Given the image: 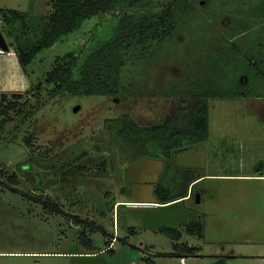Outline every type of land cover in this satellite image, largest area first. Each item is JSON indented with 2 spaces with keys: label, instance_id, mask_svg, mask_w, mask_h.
I'll return each mask as SVG.
<instances>
[{
  "label": "rangeland",
  "instance_id": "374dc122",
  "mask_svg": "<svg viewBox=\"0 0 264 264\" xmlns=\"http://www.w3.org/2000/svg\"><path fill=\"white\" fill-rule=\"evenodd\" d=\"M171 1L175 0L146 2L138 15L160 14L162 5ZM127 6L122 1L87 19L27 67L15 51L22 24H6L1 17L10 50L0 52V105L21 95L24 106L22 111L11 110L13 119L0 139V180L31 198L0 186V264H150L147 258L154 264H264V177H254L264 173V104L261 118L235 98L212 97L209 139L186 142L188 148L174 152L170 167L164 158H136L126 142L116 139L118 120L124 115L139 125L163 120L178 104L172 89L185 92L192 79L206 71L203 61L196 60L199 56L207 65L217 60L225 66L228 74L221 76V84L241 72L236 70L239 64H224V52L214 54V42L224 38L226 49L232 51L241 35L229 37L224 27L239 13L264 18V0H195L196 13L187 15L182 25L185 35L179 28L170 40L155 39L146 48L137 44L124 56L118 94L51 96L46 78L57 58L76 53L77 73L90 52L112 39L120 14L131 7ZM0 8L27 11L30 17H46L54 10L51 0H0ZM36 20L29 31L33 38L45 19ZM220 20L226 24L219 28ZM260 26L257 22L246 34L258 52L246 47L242 55L264 53ZM248 72V78L262 83L251 91L264 96V60ZM38 83L40 90L35 88ZM181 164L197 166L201 174L211 176L195 182L187 201L140 203L160 200L157 183L164 172L180 177L176 167ZM75 215L103 225L109 236L89 232L95 247L88 249L80 240L84 226L75 222ZM197 223L204 228L203 236L185 233L182 241L200 246L198 255H157L176 251L170 228H197Z\"/></svg>",
  "mask_w": 264,
  "mask_h": 264
},
{
  "label": "trees",
  "instance_id": "16d2710c",
  "mask_svg": "<svg viewBox=\"0 0 264 264\" xmlns=\"http://www.w3.org/2000/svg\"><path fill=\"white\" fill-rule=\"evenodd\" d=\"M53 3V12L46 17H30L27 11L17 9L0 8V13L6 24L19 21L22 24V33L16 36L15 51L18 54L19 61L24 67L29 66L38 54L52 46L65 36L75 32L82 24L93 16L108 12L116 8L122 1L129 7V11H123L120 14L115 33L111 40L102 44L96 50L90 52L82 64L78 67L76 73V64L79 61L78 56L74 52L65 54L62 58H57L56 66L48 73L46 81L52 88L49 93L51 96L57 94H73V95H111L118 94L121 89L120 73L121 68L125 64V58L129 55L135 45H142L146 48L152 40H170L175 34L182 29L185 35V30L182 28L187 15L196 13L195 0H175L164 3L161 7V13L156 15L144 16L138 15L141 7L151 0H51ZM136 6V7H134ZM125 10V9H124ZM254 14V13H252ZM44 18V23L41 25V30L35 33V37L29 35L33 22ZM220 19V17H219ZM218 19V21H219ZM237 16L231 17L229 23H224L226 26L223 30L232 36L238 28L234 27V20ZM222 20L218 22V27H223ZM241 26V30L245 31L246 27ZM219 27V28H220ZM240 30V31H241ZM230 31V32H229ZM241 31V32H242ZM239 34L236 33V35ZM184 38V37H183ZM224 47V55H229L235 52V46L232 51H228L225 46V40H220ZM164 43V42H163ZM185 43V41H183ZM188 45V43H186ZM191 44H189L190 46ZM236 45V44H235ZM191 47V46H190ZM201 47L202 43H201ZM135 48V47H134ZM133 48V49H134ZM242 49H237L238 56L241 59L244 71L254 69L260 66L264 60L259 54L258 57L242 55ZM258 52V51H257ZM204 49H201V54L204 55ZM233 54V53H232ZM198 61H205L204 57L200 56ZM213 65L211 62L208 65L210 74H203L200 78L192 79L193 83L185 92L172 89V93L178 96L177 106H172L165 114L163 120L152 125H139L130 115H124L118 120V128L116 131V139L126 142L133 150L136 158L149 156L152 158H164L166 167L172 166V156L177 150L185 147V143L194 144L204 142L209 138L210 126V99L212 97H235L240 93L235 91V87L230 85L229 88H223L221 85H216V80L222 79L217 75L216 68H210ZM208 72V73H209ZM249 73V72H248ZM199 76V77H198ZM217 76L214 80L211 77ZM213 80V81H212ZM37 90L42 88V83H38L35 87ZM176 88V87H174ZM188 94V95H182ZM14 102L5 101L0 105V139L6 124L13 119L11 110L18 108L22 111L21 106L24 103L20 102L21 95H13ZM20 106V107H19ZM180 172V177H173L168 180L170 174L164 172L162 180L157 183L156 194L160 198V203H168L179 200L187 196L189 185L194 180L199 179L202 174L194 169L176 167ZM0 168V175L3 173ZM15 183L16 177H9ZM0 186L9 188L14 192L21 194L23 197L31 198L28 193L19 191L9 183L0 180ZM36 200V199H34ZM40 201V200H38ZM41 202V201H40ZM49 205L47 202H43ZM56 209L55 206H50ZM75 222L82 224L84 229L80 233V240L88 249L93 250L94 244L91 233H102L109 236V231L103 225H99L93 221L82 219L75 215ZM197 223L196 225H198ZM168 229V227L166 228ZM136 233L135 228L129 229ZM169 230V229H168ZM172 230V239L178 241L182 237V233L177 228ZM188 232L196 233L203 236L204 228L201 224L197 228L193 225H188ZM125 244H129L128 240L121 238ZM135 247L134 245H132ZM176 251L159 252V256H196L199 254L200 247L191 246L186 242L174 243ZM112 252V249H108ZM150 264L155 261L152 258H147Z\"/></svg>",
  "mask_w": 264,
  "mask_h": 264
},
{
  "label": "crops",
  "instance_id": "0c3cea01",
  "mask_svg": "<svg viewBox=\"0 0 264 264\" xmlns=\"http://www.w3.org/2000/svg\"><path fill=\"white\" fill-rule=\"evenodd\" d=\"M241 14L242 13L236 14L238 19H235L234 20V27L238 28V30H236V33L239 32V34H237V35H241L239 37V43H236V45H235V50L236 51L235 52H232L233 54L230 53V55L225 56L222 53V52H224V47L221 45V42L220 41H215L214 42V44L216 45L215 50H214L215 51L214 54L216 53L215 54L216 56L218 55V53L223 54L224 64L226 62L228 63V65L239 64V67L236 68V70L241 69V72H236L235 74H233V79L227 80L226 82H223V84H221V80L220 79L219 80H216L215 83H217L216 85H221L223 88H229V86L232 85L231 82H233V86L235 87V91H238L240 94L238 96H235V97H227V98H235V100H239V101H236V102H238V104L241 103L244 107H247L248 109H249V107L253 108L254 109V112H257L258 116L261 117L262 116V114H261L262 113V110H261L260 106H262L264 104V96H257L256 95V92H254V91L252 92L251 91L252 89H250V87L253 86L254 84H257L258 83L259 85H261L262 83H260L259 81H254L255 77H253V76H252V79H250V77L248 78V76L246 74H248L250 76H251V74L248 73L247 71H244L243 70L242 62H241L240 57L238 56L237 49H239V48L242 49V48L250 47V50H252V52L257 53L256 52V49L254 47V44H253L254 41L251 39L250 36L247 38L246 37V34L249 33L250 31H253L255 29V26H256V23L257 22H262V26H260V27L262 29H264V18L263 17H260V16H258V19L256 17L254 18V14H248V15H246V14L241 15ZM1 17H2V15L0 13V24H1ZM254 20H256L257 22L255 23ZM244 24H245L244 27H246V29H245V31H242L240 28ZM0 29H1V27H0ZM3 34H4V32H3ZM4 36H5V34H4ZM241 37H244L245 39L241 40ZM5 38H6V36H5ZM6 40H7L8 44H9V41H8L7 38H6ZM255 42H256V40H255ZM258 43L261 44L260 40L258 41ZM261 45H262V47L264 46L263 43ZM0 52H2L1 48H0ZM7 53H9V52H7ZM259 56L261 58H264V53H260ZM199 58H200V56H199ZM230 58L233 60V62L230 60ZM203 63L205 64V66L203 68H205L206 71L200 72V76H203V74H208L209 75L210 72H209V68H208V65H207V60L203 61ZM212 65L214 66V68H216V71H217V75L218 76H222L225 73L228 74V71L227 72L224 71L225 70V66L220 65L217 62V60H216V63L215 64H212ZM213 66L210 67V68H213ZM218 70H219V72H218ZM250 81H252L251 84H250ZM210 103H211V101H210ZM187 148H188V146L185 145V147L183 148V150L184 149H187ZM183 150L182 149L181 150H178V152H181ZM186 165H188V164H185L184 166H183V164H181L180 166L182 168L194 169V170H197V168H198L197 166L190 167V166H186ZM205 176H211V175L202 173V176L199 179H201V178H203ZM218 176H220V175H218ZM250 176H253V175L250 174ZM260 176L261 177H264V173H260V175H254V177H260ZM173 177L178 178V176L171 175V176H169L168 180H171V178H173ZM199 179H197V180H199ZM197 180H194L189 185L188 194H187V196L184 197V201H187V200H189L192 197L193 187L196 185L195 182ZM159 201L160 200H158V201H149V202H140V203H142V204L144 203L143 205H158V204H162ZM187 227L188 226L184 227L182 230L179 229V231L182 233V237L178 241H174L173 240V243H176V242H179V243L180 242H185V241H182V238L185 235V233H188L191 236H193V235L194 236H197L196 233H190V232H188ZM186 243H188V242H186ZM191 246H195V245H191ZM198 247H200V246H198ZM200 249H201V247H200Z\"/></svg>",
  "mask_w": 264,
  "mask_h": 264
},
{
  "label": "water",
  "instance_id": "95a60500",
  "mask_svg": "<svg viewBox=\"0 0 264 264\" xmlns=\"http://www.w3.org/2000/svg\"><path fill=\"white\" fill-rule=\"evenodd\" d=\"M0 48L2 50V52H9L10 50V46L2 32V30L0 29ZM199 196V195H198Z\"/></svg>",
  "mask_w": 264,
  "mask_h": 264
}]
</instances>
